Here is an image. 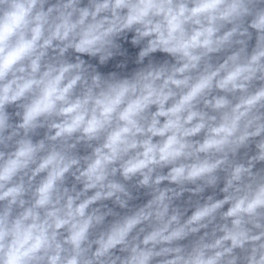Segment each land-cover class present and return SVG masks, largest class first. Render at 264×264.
<instances>
[{"label":"clouds","instance_id":"obj_1","mask_svg":"<svg viewBox=\"0 0 264 264\" xmlns=\"http://www.w3.org/2000/svg\"><path fill=\"white\" fill-rule=\"evenodd\" d=\"M0 264H264V0H0Z\"/></svg>","mask_w":264,"mask_h":264}]
</instances>
